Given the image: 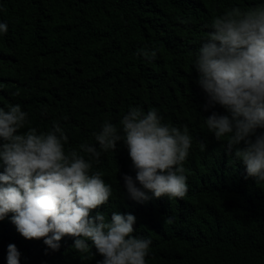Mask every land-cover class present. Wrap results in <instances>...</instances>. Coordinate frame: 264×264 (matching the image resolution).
I'll return each instance as SVG.
<instances>
[{"label":"trees","instance_id":"16d2710c","mask_svg":"<svg viewBox=\"0 0 264 264\" xmlns=\"http://www.w3.org/2000/svg\"><path fill=\"white\" fill-rule=\"evenodd\" d=\"M264 0H0V108L20 105L28 128L47 132L59 122L66 151L94 144L105 121L119 126L130 107L156 109L163 123L192 136L183 164L187 192L137 203L123 176L135 178L127 149L102 154L93 170L112 186L99 209L136 217L134 235L152 240L146 264H264V184L246 178L245 167L207 130L206 94L197 83L194 54L214 18ZM158 50L149 63L136 55ZM204 142L206 148H201ZM2 170V169H0ZM20 264H97L93 248L78 253L64 237L57 252L42 240L21 237L10 217L0 222V264L7 246Z\"/></svg>","mask_w":264,"mask_h":264},{"label":"clouds","instance_id":"9594fccd","mask_svg":"<svg viewBox=\"0 0 264 264\" xmlns=\"http://www.w3.org/2000/svg\"><path fill=\"white\" fill-rule=\"evenodd\" d=\"M204 27L210 31L194 54L193 68L207 97L205 111L224 110L213 111L204 123L226 153L242 162L246 178L264 184V3L232 8ZM7 31L0 21V35ZM136 55L151 63L158 50L145 46ZM162 121L156 109L130 107L119 126L101 125L94 144L66 151L68 136L59 122L47 132H21L28 114L20 105L0 108V222L10 217L21 237L43 241L46 254L59 251L67 236L82 255L94 248L102 257L97 264H146L152 240L134 235L133 214L113 211L109 219L99 210L109 202L112 186L93 164L123 144L135 171V178L123 176L129 199L183 198V164L193 138L187 127ZM21 255L9 244L6 264H20Z\"/></svg>","mask_w":264,"mask_h":264}]
</instances>
